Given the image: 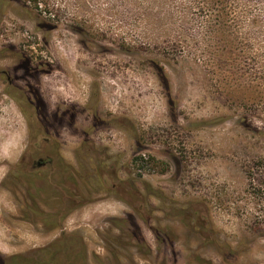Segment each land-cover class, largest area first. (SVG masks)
<instances>
[{
  "label": "rangeland",
  "instance_id": "obj_1",
  "mask_svg": "<svg viewBox=\"0 0 264 264\" xmlns=\"http://www.w3.org/2000/svg\"><path fill=\"white\" fill-rule=\"evenodd\" d=\"M213 4L0 0V264H264V0Z\"/></svg>",
  "mask_w": 264,
  "mask_h": 264
},
{
  "label": "trees",
  "instance_id": "obj_2",
  "mask_svg": "<svg viewBox=\"0 0 264 264\" xmlns=\"http://www.w3.org/2000/svg\"><path fill=\"white\" fill-rule=\"evenodd\" d=\"M212 2L214 4H217L216 5L217 6L216 9H219L218 4L221 2V0H212ZM201 7L202 8H199V10H203L204 9V5H201ZM136 162L142 163V162H144V159L142 157H137L136 158ZM135 191H137V190H134V192ZM128 194H129V192H128ZM142 203L140 202L139 205H133L134 206V210L137 211V212H141L142 207L144 205ZM71 240H72L71 241V244H72L74 242V240L73 239H71ZM34 254H36L35 256H37V257L44 256V255H49V257L51 256V262H54V263L56 262V260H55L56 253H54V251L51 250L50 248L40 249V250L36 251ZM29 256L30 255H25V256L18 255V256H15V258L12 259L13 260L12 262L14 264H25V263L27 264L29 262L31 263L33 258L29 257ZM65 260L69 261V264H87V262H88V254H87V250H86L85 244L82 243V247H80V252H79L78 255H76L74 258H72V257H70L69 259L65 258ZM0 263H1V257H0ZM3 264H7L5 260H3ZM38 264H40V262Z\"/></svg>",
  "mask_w": 264,
  "mask_h": 264
},
{
  "label": "flooded vegetation",
  "instance_id": "obj_3",
  "mask_svg": "<svg viewBox=\"0 0 264 264\" xmlns=\"http://www.w3.org/2000/svg\"><path fill=\"white\" fill-rule=\"evenodd\" d=\"M28 150V146H27V148H26V151ZM25 151V153H23L22 154V156H21V158H20V161H28L29 160V157H28V155H27V152ZM54 157H49V156H47L46 158L45 157H40V158H38L37 160H33L34 162H33V168L34 169H41V168H44V167H48V166H50L51 164H53L54 163ZM18 177H19V179L20 178H24V176L23 175H20V173L18 172L15 176H13V178H14V180H19L18 179ZM121 185V184H120ZM125 191V190H124ZM73 191H71L70 192V189H69V195L72 193ZM75 200V199H74ZM72 210V209H71ZM71 210H69V212H67V213H61V212H59L60 214H61V217H58V215H59V213H56V216L55 217H58V219H57V223H56V225H57V227L59 226V224L61 223V221H64V219H65V217H66V214H68V213H70L71 212ZM64 238V240H68L67 239V236L65 237H63ZM87 250V249H86ZM88 254V253H87Z\"/></svg>",
  "mask_w": 264,
  "mask_h": 264
}]
</instances>
